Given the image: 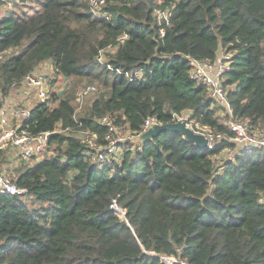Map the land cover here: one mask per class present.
I'll return each instance as SVG.
<instances>
[{"label":"trees","instance_id":"obj_1","mask_svg":"<svg viewBox=\"0 0 264 264\" xmlns=\"http://www.w3.org/2000/svg\"><path fill=\"white\" fill-rule=\"evenodd\" d=\"M12 2L0 14V105L45 64L68 87L24 123L33 135L57 131L42 159L6 169L28 200L0 194V264H264V150H235L230 115L189 64L231 54L223 86L233 118L264 132V0H108L96 11L90 0H0V9ZM185 113L195 130L222 134L217 147L165 131L122 144L108 167L92 161L86 133L105 144L102 119L138 136L149 118ZM11 162L0 151V173Z\"/></svg>","mask_w":264,"mask_h":264},{"label":"built area","instance_id":"obj_2","mask_svg":"<svg viewBox=\"0 0 264 264\" xmlns=\"http://www.w3.org/2000/svg\"><path fill=\"white\" fill-rule=\"evenodd\" d=\"M108 0H90L93 9L96 11L101 8ZM161 17L168 20L169 13H160ZM163 15V16H162ZM103 63L102 58L99 60ZM232 62V55L228 53H223L221 57H218L214 62L199 61L196 59H189V64L191 67V78L199 85H204L208 88L211 97L219 101L223 106L224 110L230 115L227 123L233 132L232 142L235 144L236 151H247L251 149L264 150V132L258 131L250 125L248 121H239L233 118V112L230 107V102L227 98V93L223 86L224 75L230 70ZM35 75L28 76L24 79L22 86L18 87L21 94V89H36L39 88L40 97L42 99V104H51L49 91L47 89V83L39 77H34ZM135 77V76H134ZM96 90L94 86H88L78 93L76 99L79 103L78 111L81 109L84 98L93 93ZM25 105V104H24ZM27 106V105H26ZM30 111L22 105L1 104L0 105V151L12 148L17 153L22 155L24 158L31 159L38 157L40 158L47 151L49 143L52 139L54 132H44L41 134L33 135L24 127V123L30 118ZM31 115V113H30ZM176 121H185L187 125L192 128L196 133L203 134L208 139V145L206 149H214L222 140L223 136L219 133H214L209 129L195 130L193 126L187 122L184 117H177L174 119ZM101 123L109 128V132L105 137V144H98V135H89L86 133L87 137L85 142L94 148L95 154L92 155V161H94L98 166L105 168L112 165L115 160L119 161V151L120 146L126 143L122 135L125 133L131 135L122 125H116L110 118L106 117L101 120ZM160 123L154 118H149L145 121L142 132L149 129L153 124ZM48 155H51L48 152ZM0 194H10L19 195L24 199H27V191L17 187L13 183L12 179L4 174L0 175ZM116 213L120 209L116 201L112 206ZM164 264H172L173 260L171 258L162 257ZM184 264V263H183Z\"/></svg>","mask_w":264,"mask_h":264},{"label":"rangeland","instance_id":"obj_3","mask_svg":"<svg viewBox=\"0 0 264 264\" xmlns=\"http://www.w3.org/2000/svg\"><path fill=\"white\" fill-rule=\"evenodd\" d=\"M18 1V0H17ZM7 6H2L1 9H0V14H2L6 9L7 7H9V5H13V2L10 3V4H6ZM159 15H161L159 13ZM163 16V15H162ZM104 64V63H103ZM54 73V69L53 67L51 66H48V65H43L41 66L36 72H35V76L34 77H39L42 79H44V81H46L47 83V89L49 91V95H50V91L52 92L53 90H59L62 91L65 89V85L64 83H62L61 81H58L57 84L53 83L52 81L55 79V76L53 75ZM42 79V80H43ZM58 87H60L58 89ZM21 94H18L16 90H13L8 97L4 98L2 102H5L7 101L8 103H12L13 105H22L24 106L25 108H27L29 111H31V109L33 107H35L36 105H38V103H42V99L40 97V91H39V88H36V89H24L22 90L21 89ZM94 94L88 96L84 103H83V106H82V109L79 110V112L84 109L87 101L93 96ZM15 96V97H14ZM25 104V105H24ZM27 105V106H26ZM78 112V114H79ZM224 112V111H221V113ZM31 113V112H30ZM30 113H29V116H30ZM225 116V114H223ZM183 117H188V114L185 113L183 115ZM122 137L124 138V140H126L125 142L127 141H132L135 143L136 146H138V144L141 143L139 137H133L127 133H125V135H122ZM7 152H9V155H10V159L12 160L11 163H8L6 166H4V171H2L0 173L1 174H4V175H7L9 176L11 179L14 177V175L10 172V171H6V169L8 170H13L14 168H19L20 166H22V159L25 161L26 163V167L27 166H32L34 165L36 162H38L40 160V158L38 157H35V158H31V159H27V158H21L20 156H16L17 153L15 150H13L12 148H8L6 150ZM120 155V154H119ZM233 153L232 152H224L222 155H221V158L222 159H226V158H232L233 156ZM43 155L41 156V159H42ZM25 201L28 200L27 199H24ZM31 208H33L31 206ZM120 217H122L124 219V214H125V211L123 210H119V212L117 213ZM171 260H173V264L176 263L177 261L173 258H171Z\"/></svg>","mask_w":264,"mask_h":264},{"label":"water","instance_id":"obj_4","mask_svg":"<svg viewBox=\"0 0 264 264\" xmlns=\"http://www.w3.org/2000/svg\"><path fill=\"white\" fill-rule=\"evenodd\" d=\"M64 80H66V78H64ZM67 87L68 82L65 85V89L59 92L60 96L63 95ZM165 131L180 133L186 140H188L190 143L195 144L197 147L202 149L207 148L208 139L203 134L196 133L192 128L187 125L185 121L181 120L172 123H155L149 129L143 132L139 136V139L141 143H144L148 140L157 137Z\"/></svg>","mask_w":264,"mask_h":264},{"label":"crops","instance_id":"obj_5","mask_svg":"<svg viewBox=\"0 0 264 264\" xmlns=\"http://www.w3.org/2000/svg\"><path fill=\"white\" fill-rule=\"evenodd\" d=\"M223 53H224L223 51H220L218 57H221V56L223 55ZM17 93H18V92H17ZM14 97H15V96H14ZM4 103H5V104H9L7 101L3 102L2 104H4Z\"/></svg>","mask_w":264,"mask_h":264}]
</instances>
